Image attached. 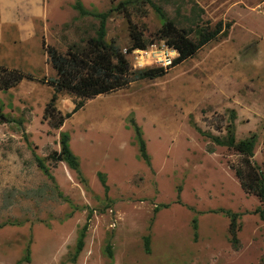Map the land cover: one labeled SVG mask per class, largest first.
Wrapping results in <instances>:
<instances>
[{
    "label": "rangeland",
    "instance_id": "rangeland-1",
    "mask_svg": "<svg viewBox=\"0 0 264 264\" xmlns=\"http://www.w3.org/2000/svg\"><path fill=\"white\" fill-rule=\"evenodd\" d=\"M6 1L0 0V69L20 70L34 80L0 91L6 119L0 122V264H264V220L257 214L264 213V203L244 192L234 174L246 170L245 158L209 138L225 140L230 123L235 141L255 135L249 162L264 174V0H151L189 30L192 41L215 33L213 39L183 63L165 67L163 76L126 89L88 99L58 92L61 115L83 103L58 129L42 116L53 92L45 80L55 76L45 47L64 53L95 36L98 19L79 15L77 1L102 13L124 0H8L15 9L17 3L25 6L12 23L3 19ZM129 9L146 37L160 28L143 0ZM105 41L122 51L130 45L121 13L107 19ZM165 48L156 41L126 58L133 70L162 67ZM132 124L150 149H167V156L148 148V162H131L126 129L138 148ZM60 133L69 135L78 172L53 159ZM155 208L162 214L154 221ZM220 210L238 215L235 244ZM85 223L84 247L75 255ZM161 225L166 229L157 231Z\"/></svg>",
    "mask_w": 264,
    "mask_h": 264
},
{
    "label": "trees",
    "instance_id": "trees-1",
    "mask_svg": "<svg viewBox=\"0 0 264 264\" xmlns=\"http://www.w3.org/2000/svg\"><path fill=\"white\" fill-rule=\"evenodd\" d=\"M137 0H124L110 8L107 12L91 13L85 10L81 3L77 1L73 8L81 16H92L98 19L99 24L95 30V36L87 37L82 41V45L72 44L64 53L59 52L52 46L45 47L47 62L55 73L54 78H49L45 82L52 87L53 92L43 108V118L48 120L51 127L58 129L63 122L69 118L72 113L76 112L83 106V103L76 104L71 113L61 115L55 107L57 93L65 91L73 94L76 97L88 99L99 95L112 93L120 89L126 88L131 83L139 80H151L161 77L166 73L163 67L147 68L143 70H133L126 58L127 54L135 50L144 51L152 46L156 41H161L167 48L176 51L177 56L172 60L171 66L175 67L187 59L191 58L202 46L211 41L214 37H204L197 42L190 39V31L184 28L177 27L173 21L166 18L162 10L153 5L151 0H143L154 10L158 15L161 26L151 36L146 37L143 29L131 17L130 6ZM203 13V10L200 9ZM113 12L121 13L127 24L128 36L130 45L122 51L119 46L112 41H105L106 21ZM224 30L221 29V33ZM32 81L34 78L20 70L15 69H0V91L10 89L21 81ZM234 114H232V121ZM6 119L0 110V122H5ZM133 125L134 134L136 135V144L141 158L148 162L146 154L145 142L140 134L137 126ZM226 129V139L220 140L214 137H209L212 142L228 150H232L245 158V171L234 170V174L239 181V184L244 192L254 195L261 204L264 203V174L263 172L249 160L253 157L256 136L251 135L245 140L235 141L233 125ZM69 135L60 133L59 145L60 151L53 153V159L56 161H64L68 167L76 172L78 169L77 157L71 152L68 146ZM211 152V151H210ZM37 167L47 174V170L42 161L35 157ZM97 178L101 185L105 187V178L102 174H98ZM166 207V206H164ZM158 210L155 208L154 212ZM229 219L228 234L235 244L236 239V218L237 214L230 211H218ZM258 216L264 220V213L258 209ZM86 219V221H88ZM192 228L196 229V220H192ZM87 231V223H85L79 232L75 244V255H78L84 247V238ZM144 251L149 253V240L143 239ZM107 255L112 258V253L107 247ZM27 260V259H26Z\"/></svg>",
    "mask_w": 264,
    "mask_h": 264
},
{
    "label": "crops",
    "instance_id": "crops-1",
    "mask_svg": "<svg viewBox=\"0 0 264 264\" xmlns=\"http://www.w3.org/2000/svg\"><path fill=\"white\" fill-rule=\"evenodd\" d=\"M8 1V0H7ZM5 2L4 4H5V8H6V10L8 11V13H7V15L6 16H4V18L3 19H5V22L6 21H8V20H11V23H12V21L13 20H15V19H18V18H20L21 16H23V13H21L22 11L24 12V10H25V6H24V4H23V2H21V3H17V9H15V7L14 6H12V4L13 3H11V2ZM36 9H37V6H36ZM200 9H202L204 12H205V9L204 8H201L200 7ZM15 10H16V12H17V14L15 13ZM14 16V17H13ZM208 43H206L204 46H206ZM203 47V46H202ZM201 47V48H202ZM200 48V49H201ZM140 51V50H139ZM143 81V80H142ZM126 89V88H125ZM151 106V105H150ZM126 132H127V135H129V139L128 138H126V142H128V144H129V146H131V147H133V149H132V157L130 158V161L131 162H140V160H142L141 159V157H140V155H139V152H138V148H137V146H134V145H131L130 144V140H131V138H133V136L131 135V134H133L132 133V131H128V129H126ZM142 132V131H141ZM142 138H143V140H144V142H145V147H146V150H148V148H149V151L151 150V152H152V154H154V155H158V153H160V154H163V157H165V156H167L166 154L168 153L167 152V149H165V150H162L161 148H159L158 147V150L160 151V152H158V151H156V150H153L152 148L150 149V147L147 145V142H146V140H145V135L142 133ZM134 143L136 144V142H135V138H134ZM137 145V144H136ZM153 150V151H152ZM173 150H175V149H173ZM184 150H185V153H189V151H190V149H187V147H184ZM179 151H181V150H179ZM179 151H177V152H179ZM148 152V151H147ZM173 151H171V153H172ZM191 152V151H190ZM149 155V154H148ZM165 155V156H164ZM149 157H150V155H149ZM188 157V156H187ZM187 157H184L183 158V160H184V163H187L188 162V158ZM169 158V157H168ZM187 158V159H186ZM169 160V159H168ZM130 162V163H131ZM159 164H161V168L163 167V164L162 163H159ZM154 169H155V166L153 165L152 166ZM208 176H212L211 174H206L205 173V177H208ZM106 182V181H105ZM208 186H210L209 185V182H208V184H206V187L208 188ZM165 208H168V206L167 207H165ZM177 210H181V209H177ZM162 213H160V211H158L157 213H156V216H154L153 217V220L155 221L157 218H159L160 217V215H161ZM222 216H223V214H222ZM222 216H214V215H205V217L204 218H212V219H216L217 221H219L220 219H217V218H223ZM226 219V218H225ZM153 221V222H154ZM227 223H228V221H227ZM153 225H155V223L153 224ZM165 226L166 225H161V226H156V230L157 231H159L160 229H163L164 230V228H165ZM166 229V228H165ZM207 234H209V235H211L212 234V231H210V233H207Z\"/></svg>",
    "mask_w": 264,
    "mask_h": 264
},
{
    "label": "built area",
    "instance_id": "built-area-1",
    "mask_svg": "<svg viewBox=\"0 0 264 264\" xmlns=\"http://www.w3.org/2000/svg\"><path fill=\"white\" fill-rule=\"evenodd\" d=\"M262 6L264 8V2L262 3ZM161 54H162V58L159 62L161 63V66L163 68L171 65L173 57L177 56L176 51L170 48H165V51L161 52Z\"/></svg>",
    "mask_w": 264,
    "mask_h": 264
}]
</instances>
